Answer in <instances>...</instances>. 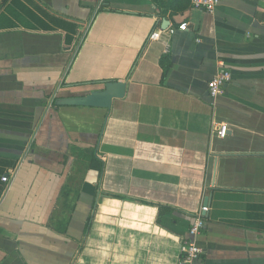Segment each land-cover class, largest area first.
Listing matches in <instances>:
<instances>
[{"label":"crops","instance_id":"0c3cea01","mask_svg":"<svg viewBox=\"0 0 264 264\" xmlns=\"http://www.w3.org/2000/svg\"><path fill=\"white\" fill-rule=\"evenodd\" d=\"M163 21L175 32L147 41ZM111 81L126 91L109 110L48 107ZM13 169L0 264H177L205 198L193 264H264V0L172 16L151 0H0V179Z\"/></svg>","mask_w":264,"mask_h":264},{"label":"built area","instance_id":"2783aa9c","mask_svg":"<svg viewBox=\"0 0 264 264\" xmlns=\"http://www.w3.org/2000/svg\"><path fill=\"white\" fill-rule=\"evenodd\" d=\"M220 0H190V6L194 10H201L205 13H213L219 5ZM187 28L186 23H182L177 27L179 31H185ZM173 34L175 29L167 27L163 31H153L149 34L147 41L158 40L160 33ZM230 80V74L227 71H218L215 76L207 83L208 95L212 101H215L220 95L223 94V87ZM55 102V96L49 101L48 107H51ZM217 138L224 139L228 133V127L225 124H219L213 130ZM16 169H13L9 174L2 176L0 181L4 184L3 193L8 189L10 182L16 176ZM208 212V206L202 205L199 213L193 219L189 229L188 238L181 240L179 245V259L177 264H193L204 255V250L196 243L195 238L204 226V214Z\"/></svg>","mask_w":264,"mask_h":264},{"label":"water","instance_id":"95a60500","mask_svg":"<svg viewBox=\"0 0 264 264\" xmlns=\"http://www.w3.org/2000/svg\"><path fill=\"white\" fill-rule=\"evenodd\" d=\"M169 22H162V29H166ZM125 82H105L100 90H93L89 94L78 96L59 98L55 101V108L59 107H88L109 110L114 99H122L125 95ZM204 206H208V198L203 202ZM205 216V214H204Z\"/></svg>","mask_w":264,"mask_h":264},{"label":"trees","instance_id":"16d2710c","mask_svg":"<svg viewBox=\"0 0 264 264\" xmlns=\"http://www.w3.org/2000/svg\"><path fill=\"white\" fill-rule=\"evenodd\" d=\"M151 2L155 8L161 10L162 14L164 15L167 14L169 16L175 15L177 13H181L189 7V0H151ZM53 106H55V102L53 103ZM92 161L93 163L97 162L94 157H92ZM97 165H98V172L101 173V168H102L101 162H97ZM115 197L123 199L122 197L119 196H115ZM143 204H147V203L143 202ZM157 208H158V222H160L159 218L162 217V214L168 210L167 208L160 205H158Z\"/></svg>","mask_w":264,"mask_h":264}]
</instances>
